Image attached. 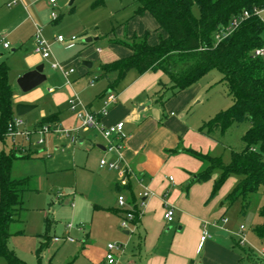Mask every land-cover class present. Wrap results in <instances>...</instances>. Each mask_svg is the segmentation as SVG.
<instances>
[{"label": "rangeland", "instance_id": "1", "mask_svg": "<svg viewBox=\"0 0 264 264\" xmlns=\"http://www.w3.org/2000/svg\"><path fill=\"white\" fill-rule=\"evenodd\" d=\"M32 1V7L40 17V35L49 43L51 56L37 57L44 65L43 71L47 78L36 88L41 92L39 105L21 116L23 119H27L28 115L35 118L41 107L50 105L53 110L58 111L61 120L71 124L73 112L67 109V99L75 95L85 104L90 100L94 102L93 95L97 86L107 80L103 77L90 81L92 75L98 72L100 59L120 58V54L128 52L125 47L112 40H128L132 35L139 36L147 32V42L155 44L159 35H165L158 26L151 25L155 20L149 14L147 20L134 17V10L138 6L134 0H57L53 9L46 8L43 0ZM51 10L57 13V19L52 20ZM192 10L195 15L198 14L196 6ZM258 15L264 20V7L259 10ZM35 34L36 30L32 40L27 39L22 47L27 58L32 57ZM59 34L66 40L75 36V45L65 48L64 43L55 40V36ZM262 37L264 38V30ZM9 51L10 48L7 52ZM55 61L74 68L75 73L70 75L69 83L59 69L52 68L51 63ZM83 61L92 62V66L85 67ZM220 78L221 74L216 69H211L196 82L202 86L199 93L201 101L191 103L187 114L189 122L194 121L196 128L232 105L227 87L220 82ZM161 80L167 81V77L162 75ZM122 85L123 81L120 89ZM47 87L53 88L54 92H46ZM179 92L172 95L171 89H165L162 99L167 102ZM30 123L32 121L27 124ZM249 127V121L244 120L233 124L224 133L215 132L213 136L203 134L205 137L198 141L202 149L197 150L228 163L231 151L242 147V134ZM77 136L85 139L84 144L74 146L71 138L53 130L44 134L43 144H36L34 135L31 137V148L41 152L33 158H18L13 161L11 175L30 178V185L33 187L24 194L26 209L20 215L21 222L11 225L12 234L7 245L27 264H92L89 258L95 248L105 249L110 242L121 243L128 254L136 238L131 230L121 227V220L116 231L112 227L109 229L110 223L106 217L111 213L109 208L117 203V195L113 196L106 189V179L99 174L98 150L89 146L90 142L86 140H94L92 130L81 129ZM97 140L99 138L95 141ZM10 143L7 138L0 144V150L8 151ZM218 175L219 170L215 169L211 176L217 178ZM237 181L238 176L230 175L219 189L218 195L221 197L213 209L214 212L221 213L216 220L205 222L216 245L205 244L200 248L193 258L195 264H249L244 259V254L247 253L257 258L258 263L264 264V256L260 253L264 249V242L255 232L256 226L262 222L259 210L264 204V193L261 187L253 192L242 212L241 198L230 205L225 198ZM34 188L37 190H33ZM221 202H224L223 206H219ZM46 220H49L48 235L58 236L60 240H49L40 248ZM241 226L244 243L238 237ZM19 230L22 233L18 234ZM124 230L129 233H123ZM219 230H225L227 234H217ZM66 236L70 239L63 241L62 237ZM187 261V264H192L190 258ZM0 264H6L2 257Z\"/></svg>", "mask_w": 264, "mask_h": 264}, {"label": "crops", "instance_id": "2", "mask_svg": "<svg viewBox=\"0 0 264 264\" xmlns=\"http://www.w3.org/2000/svg\"><path fill=\"white\" fill-rule=\"evenodd\" d=\"M43 2L46 8L52 9V5L47 0H43ZM33 4L32 0H0V62L5 61L9 68L8 80L13 92V110L16 103H29L35 105L34 108H36L41 97V92L36 89L37 86L24 93L16 84L17 77L40 64L37 57H42L41 54L34 51V39L37 33H40L41 28L40 17L36 9L32 7ZM148 14V12H144L134 17L147 20ZM151 25L157 26L156 21L155 23L151 22ZM35 30L32 57L27 58L26 54L22 52V47L27 39L32 40ZM5 41L8 42V47L3 44ZM74 45L75 42L69 47L64 43L65 48ZM9 48L10 51L7 52ZM129 54L128 50L120 56ZM114 59L117 58L100 59L97 67L98 72L92 75L90 81L94 82L103 77H106L107 80L97 86L93 95L95 101L91 102L90 100L84 104L90 111L96 113L101 108L105 95L112 91L115 93V101L109 106L105 115L99 116V120L103 125H112L118 121L124 122L120 166L130 167L132 172L128 181L123 183L115 170L100 168L99 161L97 165L100 170L99 174H102L106 179V189L113 196L117 195V198L120 194L125 198L123 207H120L117 202L109 208L111 213L106 217L110 223L109 229L112 227L116 231L125 211L133 209L140 211L139 218L131 231L133 234L135 233L136 238L132 242L128 254L125 253L124 248L121 252H116L117 264H187L189 258L191 263L195 264L193 258L200 248L205 244L206 246L216 245V240L211 236L203 242L200 241L201 228L206 225L205 222L216 220L221 213V211L214 212L213 209L221 197L218 195L219 190L213 197H210L215 177L206 181H196L197 173L202 169V162L181 151L188 148L196 151L202 149L198 141H202L201 138L205 137L199 131L204 121L196 128L193 124L194 121L189 122L187 115L190 104L201 101L199 93L202 86L199 83H194L180 91L173 99L167 102L161 101L160 93L165 89H171L168 76L161 71H147L140 74L137 70L132 71L135 70L132 69L126 73L114 89H111L109 81L115 78V73L101 76L99 66ZM72 69L73 71L67 76L63 75L67 83L70 82V75L75 73L74 68ZM162 75L167 77V81L161 80ZM122 81L123 85L120 89ZM46 92L53 93L54 90L47 87ZM67 109L69 110L68 104ZM51 114L56 116V123L50 125L53 131H55V127L68 129L71 135L77 137L76 141L70 139L71 142H74L72 143L74 146L84 144L85 139L77 136L81 129H76L78 123L74 115L69 126L60 119L57 110H53L50 105H44L35 118L28 115L29 121L32 123L27 124L28 118L23 119L16 115L14 110V117H20L25 127L28 128L38 127L42 118ZM89 130H92L94 140H86L90 142L89 146L97 148L99 159L103 156L115 159V155L105 151V141L98 132L92 128ZM55 132L63 133L64 137L71 138L62 131ZM97 138L99 140L95 141ZM3 143L0 141V144ZM20 143L21 152L28 155L21 159L33 158L38 152H41V150L33 151L31 143H26L22 139ZM55 148L58 147L55 146ZM145 191H148L146 196L143 195ZM163 200H166L174 208V217L171 222H167L164 218ZM223 205L224 202L219 203V206ZM214 213L215 216H213ZM47 221L49 225V220ZM125 231L129 233L128 230H124L123 233L126 234ZM170 233H172L171 236ZM54 237L58 236L51 235L50 240ZM67 237L69 236L62 237L63 241ZM105 252L106 248L99 250L95 248L91 252L93 254L89 258L90 262L103 264Z\"/></svg>", "mask_w": 264, "mask_h": 264}, {"label": "trees", "instance_id": "3", "mask_svg": "<svg viewBox=\"0 0 264 264\" xmlns=\"http://www.w3.org/2000/svg\"><path fill=\"white\" fill-rule=\"evenodd\" d=\"M134 1L138 5L134 15L148 12L165 35H159L155 44L147 42V32L132 35L128 40H112L127 48L130 54L101 64V76L115 73V78L109 81V88L114 89L132 69L140 74L161 71L168 76L174 95L199 81L211 69H216L221 74L220 82L227 87L232 105L204 121L199 131L213 136L215 132L224 133L233 124L247 120L250 127L242 134L243 145L239 150L231 151L228 163L191 148L181 151L202 162L196 181H206L215 169L219 170L210 197L230 175L238 176V181L225 198L229 205L241 198L243 212L253 192L261 187L264 193V20L256 13L264 7V0ZM193 6L198 8L197 15L193 13ZM244 12L248 16L243 17L231 33L218 40V33ZM8 71L6 62H0L2 142L7 138L9 122L14 118ZM162 97L163 93H160V100L165 101ZM53 123H56V116L51 114L43 117L38 126ZM27 156L12 147L8 151H0V257L5 259L6 264H27L7 245L12 234L11 225L21 222L20 215L25 210L24 194L31 188L30 178L11 175L12 164L15 159ZM133 210L136 222L138 210ZM259 215L262 222L256 226L255 232L264 242V204ZM47 226L46 220V229L41 235L44 242L40 248L50 240ZM244 259L249 264H260L250 253L244 254Z\"/></svg>", "mask_w": 264, "mask_h": 264}, {"label": "built area", "instance_id": "4", "mask_svg": "<svg viewBox=\"0 0 264 264\" xmlns=\"http://www.w3.org/2000/svg\"><path fill=\"white\" fill-rule=\"evenodd\" d=\"M48 3L52 5V9L56 7V0H47ZM258 13V11H256ZM248 16L247 12H244L241 16L234 17L232 22L229 26L222 29L218 35L216 36L218 40L224 38L229 33H231L235 27L239 24V22L242 20L243 17ZM50 17L52 20H55L58 18L57 13L54 10L50 11ZM35 47L34 51L36 53L41 54L43 58H47L50 56V46L48 42L41 37L40 33H37L35 36ZM56 40L65 43L66 46H71L76 40L75 36H71L69 40H66L61 34L56 36ZM5 47H8V42L5 41L4 43ZM51 66L53 68L59 69L64 76H67L68 73L72 72V68H65L61 63L58 62H52ZM115 101V93L114 92H108L102 102L101 108L95 113L90 111L86 105L82 102V100L78 96H70L67 99L68 108L70 111L73 112L74 117L77 120V130L78 129H95L98 134L103 138L105 141V151L111 155H115V159H109L105 156L101 157L99 159V167L104 168L107 170H115L118 173V176L120 180L124 183L128 181L129 175L131 174V169L129 166H120V159H121V151L123 148V127L124 122L118 121L117 123H114L112 125H103L100 120L99 116L105 115L108 112L109 106ZM52 130L51 126L48 124H43L35 128H28L25 127L23 120L20 117H14L12 121L9 122L6 137L10 139V142L12 144L13 149L22 150L20 148V140H24L26 143H31V137L36 135V144H41L44 142V134L48 131ZM55 131H62L69 137H71L72 140L76 141V136L71 135L69 133L68 129H61V128H54ZM143 195H148V191L143 192ZM118 205L120 207H123L125 205V198L122 194L118 195L117 198ZM163 206H164V218L167 222H171L174 217V208L171 204L167 203L166 200H163ZM137 217L139 218L140 211L138 210ZM135 214L134 210H127L125 211L124 217L121 219V227L124 229H128L133 231V226H135L136 222L134 221ZM222 220L225 222L226 219L222 218ZM242 229L243 226L240 227L241 232L239 233V241L241 243H244L245 239L242 235ZM211 234L206 229L205 225H203L200 241L203 242L205 239L209 238ZM55 241L59 240V237L53 238ZM67 239H70L67 237ZM123 250V246L121 243H107L106 245V252L104 255V262L103 264H117V257L116 252H121ZM262 256H264V249L260 251Z\"/></svg>", "mask_w": 264, "mask_h": 264}, {"label": "water", "instance_id": "5", "mask_svg": "<svg viewBox=\"0 0 264 264\" xmlns=\"http://www.w3.org/2000/svg\"><path fill=\"white\" fill-rule=\"evenodd\" d=\"M83 64L87 67L91 66L90 61H83ZM44 65L42 63L36 65L33 69L24 72L22 75L17 77L16 84L20 88L22 92H27L36 86L40 85L46 79V75L43 72ZM35 105L29 103H16L14 110L16 115L23 116L31 109H33ZM127 233V231H125ZM217 234L226 235L225 230L217 231Z\"/></svg>", "mask_w": 264, "mask_h": 264}]
</instances>
